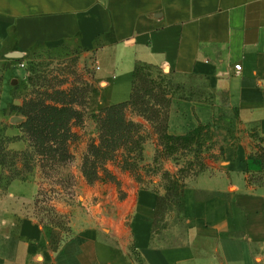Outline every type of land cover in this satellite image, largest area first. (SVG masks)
I'll list each match as a JSON object with an SVG mask.
<instances>
[{
    "label": "crops",
    "instance_id": "0c3cea01",
    "mask_svg": "<svg viewBox=\"0 0 264 264\" xmlns=\"http://www.w3.org/2000/svg\"><path fill=\"white\" fill-rule=\"evenodd\" d=\"M66 47L99 67L102 108L131 100L138 65L206 82L210 97L172 99L168 134L227 137L187 181L185 242L168 248L160 190L130 173L54 202L50 219L38 184H5L0 164V264H264V0H0V57Z\"/></svg>",
    "mask_w": 264,
    "mask_h": 264
},
{
    "label": "rangeland",
    "instance_id": "374dc122",
    "mask_svg": "<svg viewBox=\"0 0 264 264\" xmlns=\"http://www.w3.org/2000/svg\"><path fill=\"white\" fill-rule=\"evenodd\" d=\"M94 72L95 68L81 53L69 47L38 48L21 62L0 57V164L4 183L8 184L11 178L35 181L39 186L38 212L55 219L54 202L69 204L72 200L81 204L86 188L105 184L112 178L113 170L122 169L140 184L154 187L162 194L158 244L167 248L183 244L186 223L175 183L186 188L188 180L204 171V162L210 158L209 150L222 144L227 136L225 127L220 125L212 133V139L201 146L172 150L164 139L166 114L168 110L170 114L175 97H189L192 91H197L202 98L210 97L208 85L202 80L191 79L183 83L161 70L143 68L141 94L159 112L148 114L154 117L151 121L128 110L126 123L136 127L127 131L123 146L101 166L100 179L90 183L84 175V161L93 154L90 149L105 139L100 119L105 108L93 98L96 92ZM14 81H18L16 86L12 84ZM63 95H68V100H63ZM37 98L48 104H59L61 100L70 102L79 113L78 120L71 126L65 158L41 157L29 142L22 124L11 123L13 117L23 118L16 108Z\"/></svg>",
    "mask_w": 264,
    "mask_h": 264
},
{
    "label": "trees",
    "instance_id": "16d2710c",
    "mask_svg": "<svg viewBox=\"0 0 264 264\" xmlns=\"http://www.w3.org/2000/svg\"><path fill=\"white\" fill-rule=\"evenodd\" d=\"M21 61L22 60H18L15 62ZM143 68L151 67L146 65H138L136 67L131 100L123 104L105 108L100 117L104 127L105 139L100 145H94L92 149H90V152L93 154H90L91 156L85 159L83 165L84 175L90 183H94L100 179L99 171L102 168L101 166L113 157V153L117 148L123 146L125 139L128 137L127 131L129 132V129L135 126L132 123H126L128 110L131 109L137 112L139 116L151 121L154 117L148 114L159 112L156 110L155 105H150V103L146 101L144 95L141 94L140 81L142 83L144 77H141L140 73ZM65 98L67 99L68 95L64 96L63 100ZM169 106L170 102L168 104V107ZM16 109L26 120L21 126L24 127L29 137V142L34 146L38 155L50 159L65 158V156H67V143L72 135L71 126L79 117L78 111L70 105V102L68 103L61 100L59 104H48L46 101L37 98L30 100L29 103ZM169 115L168 110L166 114L167 123L164 139L172 150L201 146L207 139H212L213 132L212 128L209 126H201L183 137L170 136L168 134ZM92 158H94V160L91 161ZM11 180L16 179L11 178ZM175 189L179 192V207L183 210V193L185 186L176 182ZM161 203L162 198H160L159 201V211Z\"/></svg>",
    "mask_w": 264,
    "mask_h": 264
},
{
    "label": "water",
    "instance_id": "95a60500",
    "mask_svg": "<svg viewBox=\"0 0 264 264\" xmlns=\"http://www.w3.org/2000/svg\"><path fill=\"white\" fill-rule=\"evenodd\" d=\"M9 59H13V60H22V59H24V54H22V53H13V54H11V55H9V56H7ZM17 83H18V81H14L12 84L14 85V86H16L17 85ZM17 104V103H16ZM18 105V104H17ZM25 119L24 118H21V117H13L12 119H11V123H13V124H18V125H20V124H23V123H25Z\"/></svg>",
    "mask_w": 264,
    "mask_h": 264
},
{
    "label": "built area",
    "instance_id": "2783aa9c",
    "mask_svg": "<svg viewBox=\"0 0 264 264\" xmlns=\"http://www.w3.org/2000/svg\"><path fill=\"white\" fill-rule=\"evenodd\" d=\"M22 68L24 67V65L21 66ZM96 70H99V67H95ZM236 70L238 73H240L242 71V67L241 66H237Z\"/></svg>",
    "mask_w": 264,
    "mask_h": 264
}]
</instances>
